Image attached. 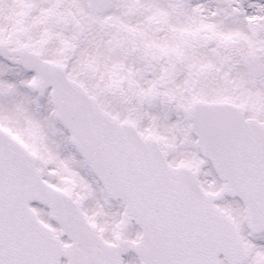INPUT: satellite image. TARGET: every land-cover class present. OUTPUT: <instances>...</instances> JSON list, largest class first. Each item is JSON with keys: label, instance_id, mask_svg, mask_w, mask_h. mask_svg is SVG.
Returning <instances> with one entry per match:
<instances>
[{"label": "snow or ice", "instance_id": "snow-or-ice-1", "mask_svg": "<svg viewBox=\"0 0 264 264\" xmlns=\"http://www.w3.org/2000/svg\"><path fill=\"white\" fill-rule=\"evenodd\" d=\"M0 264H264V0H0Z\"/></svg>", "mask_w": 264, "mask_h": 264}]
</instances>
